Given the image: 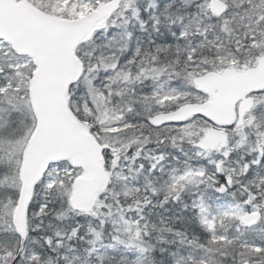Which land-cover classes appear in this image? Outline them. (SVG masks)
I'll return each instance as SVG.
<instances>
[{"label":"snow or ice","instance_id":"6c2138e0","mask_svg":"<svg viewBox=\"0 0 264 264\" xmlns=\"http://www.w3.org/2000/svg\"><path fill=\"white\" fill-rule=\"evenodd\" d=\"M0 264H264V0H0Z\"/></svg>","mask_w":264,"mask_h":264}]
</instances>
